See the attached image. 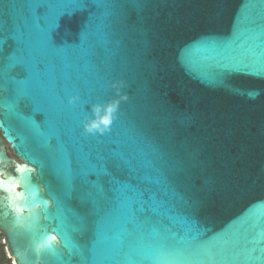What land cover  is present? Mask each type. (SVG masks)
<instances>
[{
	"label": "water",
	"instance_id": "95a60500",
	"mask_svg": "<svg viewBox=\"0 0 264 264\" xmlns=\"http://www.w3.org/2000/svg\"><path fill=\"white\" fill-rule=\"evenodd\" d=\"M79 2L0 0V64L28 44L49 57L43 74L26 57L8 82L0 76V128L39 170L17 166L19 182L30 192L43 184L47 191L34 199L55 200L19 223L0 220L16 261L19 253L35 260L33 243L51 231L63 245L41 264L264 260V0ZM44 5L53 16L37 29L27 11L40 6L44 19ZM114 80L125 82L127 99L110 131L85 134L92 106L116 96ZM34 92L60 111L58 124ZM177 154L185 161L178 191L197 203L155 202L157 223L122 252L127 217L117 210L116 188L162 178ZM101 229L109 233L104 242ZM177 234L180 243L168 247Z\"/></svg>",
	"mask_w": 264,
	"mask_h": 264
},
{
	"label": "snow or ice",
	"instance_id": "6c2138e0",
	"mask_svg": "<svg viewBox=\"0 0 264 264\" xmlns=\"http://www.w3.org/2000/svg\"><path fill=\"white\" fill-rule=\"evenodd\" d=\"M37 5L40 4L41 0H35ZM134 2H142V0H134ZM79 0H73L70 6L79 4ZM48 11L43 16L44 19H39L41 16L38 14L37 6L35 9H28L27 15L32 17L33 21L36 22L37 29L44 23L45 20L51 21L52 13L47 5ZM70 6H65L58 12H64L69 10ZM57 13V12H56ZM55 13V14H56ZM31 30H29V38H31ZM16 39V38H14ZM18 41V40H17ZM19 42V41H18ZM46 46L49 49H55L51 47L49 43V37L45 34ZM87 42V36H86ZM5 41H0V47L4 45ZM23 49V45H22ZM32 60L29 63L30 68L34 69L36 73L43 74L45 72V67L49 64V57L44 55L41 51L36 48L29 46L26 50L18 52V54L12 56L7 64H0V76L5 77L7 82L10 78V70L17 64H25V58ZM34 58V60L32 59ZM53 60L60 59L63 60L62 56H54ZM43 64L44 68L41 69L39 65ZM17 91L18 90L17 88ZM34 96L39 97V101L42 104L48 105L51 109V114L54 117V126L59 123L60 111H58L55 106L52 105L50 98L47 95L40 94L37 92L33 93ZM185 171V161L179 157V155H174L171 157V171H166L162 178L159 179H142V187L139 189L132 188L124 183H120L116 188V193L118 194L117 210L122 216L127 217V223L124 226V230L119 237V246L121 251H126L129 249L136 239L143 233L147 236L152 229V226L157 223L158 217L156 215V210L154 208V203L163 199L165 202L168 201L169 196L172 197L173 202L179 199L182 204L191 203L194 206L197 201L193 199L191 202L185 200L184 196L179 193V186L182 184L181 172ZM63 219V218H62ZM177 237L172 238L167 242L168 247H175L180 243ZM109 238V233L104 229H101L98 233V241L104 242ZM195 246V242H193ZM82 255V254H81ZM257 264V257H254ZM84 264H92V262L84 261ZM148 264H153V262H148ZM258 264H264V260L260 257Z\"/></svg>",
	"mask_w": 264,
	"mask_h": 264
},
{
	"label": "clouds",
	"instance_id": "9594fccd",
	"mask_svg": "<svg viewBox=\"0 0 264 264\" xmlns=\"http://www.w3.org/2000/svg\"><path fill=\"white\" fill-rule=\"evenodd\" d=\"M110 86L116 91V96L104 104H94L92 106V116L85 117L82 127L85 134H101L109 132L111 124L116 117L117 109L121 100L127 99V94L123 92L125 82L114 80ZM4 95V90L0 88V96ZM78 97H69V102H74ZM0 137H3L0 131ZM5 162V156L0 151V165ZM17 166L31 168L32 173H38V168L34 164H29L25 158L14 156V162L9 161L6 167H0V220L8 218L14 223H19L23 217L43 212L45 204L52 208L55 200L52 196H45L44 202L35 200V195L45 193L47 190L43 184L33 185V191L25 188L19 182L20 172ZM56 245H63V239L57 231L48 232L42 240L33 243L31 251L35 260H29L26 253L17 254V259L21 264H41V256L45 252L52 251ZM260 257L257 256V264ZM16 264V261H13Z\"/></svg>",
	"mask_w": 264,
	"mask_h": 264
},
{
	"label": "flooded vegetation",
	"instance_id": "af4514ba",
	"mask_svg": "<svg viewBox=\"0 0 264 264\" xmlns=\"http://www.w3.org/2000/svg\"><path fill=\"white\" fill-rule=\"evenodd\" d=\"M0 131H2L1 128ZM0 151L5 156V162L0 167H6L9 161L14 162V156H19L4 135L0 137ZM14 260L16 261L10 252L6 234L0 226V264H13ZM16 264L19 263L16 261Z\"/></svg>",
	"mask_w": 264,
	"mask_h": 264
}]
</instances>
